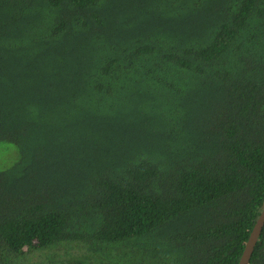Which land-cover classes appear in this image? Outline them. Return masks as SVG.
<instances>
[{"label": "trees", "instance_id": "trees-1", "mask_svg": "<svg viewBox=\"0 0 264 264\" xmlns=\"http://www.w3.org/2000/svg\"><path fill=\"white\" fill-rule=\"evenodd\" d=\"M1 143L0 264H239L264 0H0Z\"/></svg>", "mask_w": 264, "mask_h": 264}, {"label": "water", "instance_id": "water-1", "mask_svg": "<svg viewBox=\"0 0 264 264\" xmlns=\"http://www.w3.org/2000/svg\"><path fill=\"white\" fill-rule=\"evenodd\" d=\"M263 228H264V208H263L261 215L259 216L257 220V223L255 224L249 236V239L245 245L244 252L239 261V264H249L250 263V259L253 255L257 242L259 241Z\"/></svg>", "mask_w": 264, "mask_h": 264}, {"label": "rangeland", "instance_id": "rangeland-1", "mask_svg": "<svg viewBox=\"0 0 264 264\" xmlns=\"http://www.w3.org/2000/svg\"><path fill=\"white\" fill-rule=\"evenodd\" d=\"M19 158L18 149L9 143L0 144V170L12 167Z\"/></svg>", "mask_w": 264, "mask_h": 264}]
</instances>
